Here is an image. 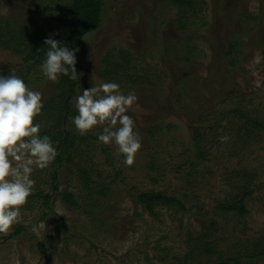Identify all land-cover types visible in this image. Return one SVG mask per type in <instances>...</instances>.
<instances>
[{
	"label": "rangeland",
	"instance_id": "rangeland-1",
	"mask_svg": "<svg viewBox=\"0 0 264 264\" xmlns=\"http://www.w3.org/2000/svg\"><path fill=\"white\" fill-rule=\"evenodd\" d=\"M103 1L101 26L76 49L82 73L76 95L105 82L118 83L125 95L134 92L138 101L127 114L135 120L143 146L128 167L114 143L99 142L102 128L82 135L93 140H77L82 145L74 161L90 170L93 179L109 183V197L93 201L98 207L79 208L56 196L49 208L41 205V198L28 201L21 209L22 222L0 234V264H177L173 257L182 259L188 252V232L195 237L208 232L217 249L245 254L251 240L264 237V132H238L236 123L223 118L241 104L264 121V0H202L183 30L170 0ZM32 12L40 14L29 0H0V20L16 21ZM230 43L234 66L224 56ZM119 50L130 62L122 76L127 71L142 74L133 86L101 72L102 60L113 57L112 51L118 57ZM24 69L22 59L0 49V75L14 70L43 93L44 103L57 94L59 82L49 81L39 66L20 73ZM199 118L203 126L190 125ZM158 121L161 129L150 134V123ZM221 136L229 139L222 143ZM196 148L204 150L205 159L190 165ZM73 165L57 166L55 179L50 167L36 169L32 179L43 194H57L56 184L83 202L86 192ZM250 177L253 192L243 198L244 209H218V204L238 199ZM140 192L174 196L185 209L177 203L159 205L151 216L137 201ZM19 226L23 229L16 232ZM163 248L168 249L165 254ZM163 256L171 260L165 262ZM193 264L219 263L215 257L210 262L202 257Z\"/></svg>",
	"mask_w": 264,
	"mask_h": 264
},
{
	"label": "trees",
	"instance_id": "trees-1",
	"mask_svg": "<svg viewBox=\"0 0 264 264\" xmlns=\"http://www.w3.org/2000/svg\"><path fill=\"white\" fill-rule=\"evenodd\" d=\"M28 1V0H26ZM32 8H37L40 14H33L24 16L20 20H0V49L10 52L12 55L19 57L26 64V69L22 74L29 73L40 66L43 60L46 59V53L50 46L44 44L46 38L60 41V45H67L70 49H77L81 44L83 38L98 29L102 23V14L104 10L103 0H29ZM197 1V3H196ZM174 7L177 8L180 18L178 19L180 30H183L187 26V22L191 15H194L196 8H199L202 0H170ZM43 15L47 17H43ZM59 27V31L56 32V28ZM187 43L189 37L186 38ZM188 49V47H187ZM234 46L230 43L224 53L225 58L229 57L228 65L234 66V61L231 60L233 56ZM119 56L113 51L109 55L113 56L110 59L106 58L102 60L101 72L105 73L108 78H114L117 81L126 79L128 84L133 86L139 82L142 74L136 72L131 74L125 72L124 66L130 65L128 58H125L126 52L119 50ZM118 59V60H115ZM122 61V62H121ZM119 62H121L119 64ZM115 66H119L117 69ZM121 67V68H120ZM76 68L78 73L80 72V65L77 63ZM81 77L75 81L69 79L68 76L61 75L59 83L56 85V95L45 101L42 109V114L36 118V123L41 125V135H48L54 145L57 147L59 155L55 158V161L49 166L52 179L57 176V166H62L64 162L73 163L77 178L81 181V186L86 192L83 202L78 200L76 194L69 189H60L54 184V190L57 194L42 193L39 189V183L35 180V191L28 201L41 198L44 202L41 203L43 207L49 208V200L53 196L60 198L65 204L72 208H79L81 204H85L86 207H98V204L94 205L93 201H99L107 199L111 193L109 183L104 180L93 179V173L90 170L81 167L79 162L74 161L76 156V150L81 147L82 144H87L88 139L93 140V136H82L75 130V125L72 123L70 117L77 115V110L72 102L73 98L77 96V92L81 87ZM131 86H126L128 89ZM126 90V89H125ZM82 94V92H81ZM241 104H237L230 112L224 114L223 119L227 120V123H236L238 132L246 130L247 132H264V121L258 117L252 116L246 112L245 109L240 108ZM242 106V105H241ZM244 107V106H242ZM221 121V120H219ZM204 121L199 118L198 122H190V125L201 124L203 126ZM222 122V121H221ZM226 126V125H225ZM162 126L160 123L152 122L148 128L149 133H156V130H160ZM200 138L199 134L195 135L196 138ZM82 142L78 145L77 140ZM197 153L191 158L190 165H195L196 162L205 159V153L203 149L196 148ZM201 150V152H200ZM78 152V151H77ZM200 152V153H199ZM149 167V165H148ZM152 168V166H150ZM191 169H193L191 167ZM42 171V170H39ZM194 171V170H192ZM191 171V173H192ZM240 174V173H238ZM237 174V175H238ZM254 185L251 177L244 181V191L238 199L227 204H218V209L224 212H228L233 209L243 210L242 200L244 197L250 195L253 192L252 186ZM55 198V199H57ZM137 201L144 206V209L148 211L151 216H155V208L159 205L175 206L176 203L180 205L181 209H185V205L174 196H167L161 192H140L137 196ZM215 226V222L212 223ZM23 226H19L16 232H20ZM208 232L201 234L198 237L193 236L192 232L187 233L186 243L189 247L188 252L181 259L173 257V260H177V264H189L188 259L191 258L190 264L198 262L202 257H207L209 262L213 257L219 264H250L253 260L256 262L264 261V237L255 238L251 240L250 247L243 255L240 254V250H235L234 253H225L222 250L217 249V243L213 240H208ZM43 249H46V245L43 244ZM195 249L194 252H192ZM165 254L168 249H161ZM250 252L248 253V251ZM246 258L245 261H242ZM163 261H169L171 258L163 256ZM214 261V260H213Z\"/></svg>",
	"mask_w": 264,
	"mask_h": 264
},
{
	"label": "clouds",
	"instance_id": "clouds-1",
	"mask_svg": "<svg viewBox=\"0 0 264 264\" xmlns=\"http://www.w3.org/2000/svg\"><path fill=\"white\" fill-rule=\"evenodd\" d=\"M44 44L50 48L39 67L49 81L58 83L61 75L73 81L80 79L75 49L61 46L51 37ZM137 101L134 92L123 94L118 83H101L84 88L76 97L78 114L70 119L80 135L102 128L99 142L114 143L125 157L124 165L131 167L143 146L140 134L134 131L135 120L127 114ZM43 107V93L30 88L14 70L0 75V234L7 235L22 222L21 209L35 191L34 170L48 168L59 155L52 139L41 135V125L35 122ZM228 139L220 137L222 143Z\"/></svg>",
	"mask_w": 264,
	"mask_h": 264
}]
</instances>
